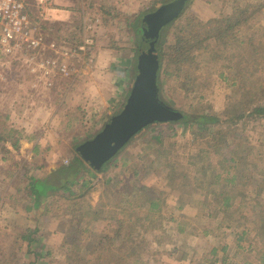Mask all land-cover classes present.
<instances>
[{
    "label": "rangeland",
    "instance_id": "obj_1",
    "mask_svg": "<svg viewBox=\"0 0 264 264\" xmlns=\"http://www.w3.org/2000/svg\"><path fill=\"white\" fill-rule=\"evenodd\" d=\"M39 1L32 0L35 14L51 24L49 35L40 32L47 46L41 57L67 65L68 74L55 69L48 79L31 73L24 56L10 58L0 53V113L9 115L8 126L22 136L17 153L0 155V264H70L64 247L68 228L87 229L82 258L93 260L95 238L112 233L114 224L92 221L87 211L104 200L119 201L140 186L164 192L166 198L161 214L150 224L144 264H259L261 245L250 211L255 185L249 178H262L263 170L250 172L248 180L242 181V192L253 200L249 199L247 208L207 219L197 198L169 193L168 167L158 160L155 143L164 128L145 130L104 172L96 173L87 166L88 172L76 179L69 192L50 194L39 209H28L33 204L28 177H42L69 165L78 155L77 148L123 110L136 77L138 57L149 49L142 31L136 34L130 24L138 19L141 26L146 14L174 0H44V5ZM248 5L258 9L253 16L255 27L264 28V0H189L175 28L191 19L204 23L221 19ZM80 24L83 44L77 47L73 34ZM52 44L56 53L49 49ZM237 50L233 45L228 47L225 58ZM226 64L199 55L183 67L184 72L174 67L172 72L179 77L161 76L163 100L180 113L220 116L231 92L225 80ZM124 89L128 91L126 99L114 105ZM103 109L105 118L99 113ZM170 130H174L172 138L181 153H186L196 129L178 123ZM225 132L233 145L250 149L252 160L264 154V122L225 126ZM217 170L212 164L207 176L212 179ZM140 216L144 212L140 211ZM28 228H38L31 248L20 238Z\"/></svg>",
    "mask_w": 264,
    "mask_h": 264
},
{
    "label": "trees",
    "instance_id": "obj_2",
    "mask_svg": "<svg viewBox=\"0 0 264 264\" xmlns=\"http://www.w3.org/2000/svg\"><path fill=\"white\" fill-rule=\"evenodd\" d=\"M177 1L186 5L189 0L161 3L149 14ZM184 11L183 9L162 28L158 40L155 41V53L160 63L157 78L158 97L161 102L169 106L162 98L161 76L179 77L172 72L174 67L176 71L184 72V66L193 63L197 56L202 55L211 57L217 63L226 61L228 77L225 80L229 81L231 89L228 101L220 116L205 112L182 113L183 118L180 121L150 125L133 139L153 126L164 128V131L159 132L155 143L159 149L158 160L168 167L169 193H188L192 198H197L198 203L203 207V213L206 212L205 218L212 219L222 214L232 215L231 213L240 207L247 208L251 198L246 197L242 192L241 188L245 185L242 181L248 180L247 175L254 170L261 169L264 172V151L263 155L252 160L250 149L244 145H233L225 132V126L241 124L247 127L251 122H264V28H256L253 24V16L258 9L249 5L221 19L209 20L206 23L191 19L184 26L175 28L183 18ZM28 15L38 32L47 35L51 24L48 25L37 17L32 0L28 7ZM139 21L136 19L130 24L136 34L142 31ZM73 36L76 46H81L82 24L77 26ZM210 40L214 41L213 45L207 44ZM232 45L238 48L237 53L225 58L228 47ZM8 120L9 115L0 113V155L3 152L17 153L21 148V132L9 127ZM178 123L196 129L192 132L190 149L186 153H181L172 138L174 130L170 128ZM122 151L123 149L120 153ZM110 162L106 163L99 172L90 169L96 173L104 172ZM214 163L219 171L217 170L211 179L207 173ZM87 166L77 155L69 165L62 166L48 175L28 177V188L33 202L32 208L28 209H39L50 194L69 192V189L75 185L76 179L82 173L88 172ZM249 179L255 185L250 193L254 200L251 199L253 206L250 211L255 217L254 231L261 245L259 264H264V175L258 180L252 177ZM55 180L60 183H54ZM163 193H158L147 186L135 187L119 201L104 200L98 206L90 208L86 215H92V221H110L114 224V230L112 233H102L95 238V256L93 260H85L82 258V240L87 229L78 231L75 228H68L64 247L70 264H93V261H96V264H144L141 261L147 256L149 246L147 234L150 224L155 217H159L166 204ZM140 211L144 212V216H140ZM37 232L38 228L35 230L28 228L20 238L31 248ZM216 252L217 250L214 249L213 255Z\"/></svg>",
    "mask_w": 264,
    "mask_h": 264
},
{
    "label": "water",
    "instance_id": "obj_3",
    "mask_svg": "<svg viewBox=\"0 0 264 264\" xmlns=\"http://www.w3.org/2000/svg\"><path fill=\"white\" fill-rule=\"evenodd\" d=\"M183 6V2L177 1L143 18V40L148 42L149 49L138 57L136 77L123 110L112 117L93 139L77 148L79 157L92 170L101 171L146 127L183 118L182 113L166 106L158 97L160 63L155 53V41L162 28L181 13Z\"/></svg>",
    "mask_w": 264,
    "mask_h": 264
},
{
    "label": "built area",
    "instance_id": "obj_4",
    "mask_svg": "<svg viewBox=\"0 0 264 264\" xmlns=\"http://www.w3.org/2000/svg\"><path fill=\"white\" fill-rule=\"evenodd\" d=\"M44 3V0L39 1V5ZM29 5L30 0H0V53L10 58L24 56L25 65L31 73H40L48 79L55 69L67 75V65L58 64L52 58L41 57L47 46L31 22L28 15ZM49 49L57 52L55 44ZM49 85L52 83L49 82Z\"/></svg>",
    "mask_w": 264,
    "mask_h": 264
},
{
    "label": "crops",
    "instance_id": "obj_5",
    "mask_svg": "<svg viewBox=\"0 0 264 264\" xmlns=\"http://www.w3.org/2000/svg\"><path fill=\"white\" fill-rule=\"evenodd\" d=\"M127 94H128V91L125 92V89H124V91L122 90V92L119 94V96H118V97H117V96L115 97V100L113 101V104H114V105H119L118 103L121 104V102H122L123 100L126 99ZM117 99H118V100H117ZM105 111H106V110H105ZM105 111H104V109H103L102 112H99V113H101V114H100V117L102 116V117L105 118V115H106ZM104 118H103V119H104ZM99 121H101V119H100ZM21 145H22V143H21ZM22 149H23V147H22Z\"/></svg>",
    "mask_w": 264,
    "mask_h": 264
}]
</instances>
